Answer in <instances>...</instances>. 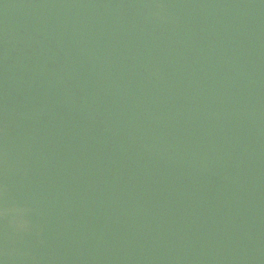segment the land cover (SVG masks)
I'll use <instances>...</instances> for the list:
<instances>
[{
	"label": "water",
	"instance_id": "95a60500",
	"mask_svg": "<svg viewBox=\"0 0 264 264\" xmlns=\"http://www.w3.org/2000/svg\"><path fill=\"white\" fill-rule=\"evenodd\" d=\"M0 264H264V0H0Z\"/></svg>",
	"mask_w": 264,
	"mask_h": 264
}]
</instances>
